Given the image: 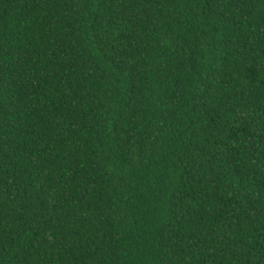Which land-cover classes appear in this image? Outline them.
I'll return each mask as SVG.
<instances>
[{
    "label": "trees",
    "instance_id": "trees-1",
    "mask_svg": "<svg viewBox=\"0 0 264 264\" xmlns=\"http://www.w3.org/2000/svg\"><path fill=\"white\" fill-rule=\"evenodd\" d=\"M0 264H264V0H0Z\"/></svg>",
    "mask_w": 264,
    "mask_h": 264
}]
</instances>
